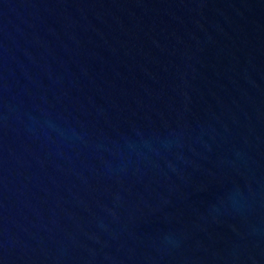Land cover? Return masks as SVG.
<instances>
[{
	"label": "water",
	"instance_id": "obj_1",
	"mask_svg": "<svg viewBox=\"0 0 264 264\" xmlns=\"http://www.w3.org/2000/svg\"><path fill=\"white\" fill-rule=\"evenodd\" d=\"M0 264H264V0H0Z\"/></svg>",
	"mask_w": 264,
	"mask_h": 264
}]
</instances>
